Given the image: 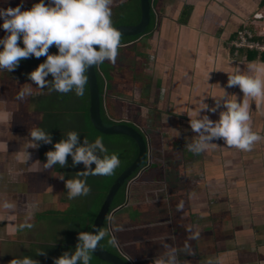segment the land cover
Here are the masks:
<instances>
[{"label": "crops", "instance_id": "1", "mask_svg": "<svg viewBox=\"0 0 264 264\" xmlns=\"http://www.w3.org/2000/svg\"><path fill=\"white\" fill-rule=\"evenodd\" d=\"M261 1L150 0L153 22L149 30L122 43L127 50L118 54L114 65L105 61L111 67L108 94L114 103L112 117L107 118L115 124L130 122L147 142L146 166L137 180L144 173L152 176L153 170L161 171V184L136 180L134 185L149 186L145 190L150 193L172 192L147 202L149 207L170 210L162 234L153 238L147 231L131 238L143 239L136 244L137 248L145 244L146 257L162 254L164 249L159 246L165 241L178 249L185 243L191 246L195 254L181 251L182 264H207L208 260L213 264H264V140L249 152L230 148L223 140L212 141L215 144L200 155L186 147L196 135L189 117L203 107L202 100L213 106L212 97L221 95V88L235 94L238 102L243 99L239 87H226L225 72L264 61L261 53L247 59L246 53L233 55L227 46L235 31L259 11ZM0 101L6 102L1 97ZM250 104L253 130L264 136V103ZM222 110L202 111L201 115L215 121ZM8 125L2 129L0 123V135L5 138L0 137V173L8 168V153L2 151L10 142ZM24 166L18 167L21 176ZM32 166L28 165L27 172ZM2 179L8 185L4 175ZM187 226L199 231L200 238L188 240ZM145 264H151L149 259Z\"/></svg>", "mask_w": 264, "mask_h": 264}, {"label": "clouds", "instance_id": "2", "mask_svg": "<svg viewBox=\"0 0 264 264\" xmlns=\"http://www.w3.org/2000/svg\"><path fill=\"white\" fill-rule=\"evenodd\" d=\"M112 3L113 0H50L49 4H45L44 0H39L28 10H21L22 4L0 9V19L3 21L0 28L7 33L0 38V71H14L23 59L45 57L43 63L27 74L28 79L36 85L35 88L41 92L47 89L49 94L74 91L77 97H83L88 84V69L105 61L114 65L119 49L124 46L121 32L113 26ZM20 42L23 47L19 46ZM52 46L58 50L57 54L49 53ZM225 73L226 87H239L243 99L238 102L235 94L230 95L220 87L223 92L212 97L213 106L209 107L201 101L203 107L189 117V126L196 135L189 139L186 147L195 155L207 151L209 146L215 144L212 142L214 140H223L224 145L244 152L252 151L257 143L264 140V136L253 130L250 114V101L257 105L264 103V61H251L246 68L235 66L230 73ZM49 75L51 80L47 79ZM27 85L16 96L21 103L32 95L33 87ZM229 96L232 98L229 99ZM221 107L224 110L219 111V118L215 121L208 115H201L202 111L216 113ZM79 136L77 132L69 131L66 138L53 144L50 133L38 126L30 127L28 132V148H38L41 143L52 144L53 150L45 153L46 161L41 170L54 169L57 165L64 168L69 156L73 167L83 164L84 171L77 172L74 178L65 180L63 173L55 176L64 182L70 200L91 193L86 179L80 177L111 176L121 163L117 154L108 153L101 137L91 142L84 138L81 143ZM30 160L31 153L25 150L22 163L28 164ZM11 207L10 203H4V208ZM107 220L111 224L114 214H109ZM21 227L31 228L32 225ZM93 229L91 232H79L74 251L63 252L54 259V264H90L91 254L106 237L108 245L119 247L115 235L108 229L95 226ZM185 230L189 233L188 240L200 238V232L191 226ZM161 246L163 253L155 256L151 264H182L179 259L181 251L187 255L195 254L188 243L184 244L183 249L167 243ZM36 255L44 256L46 253L38 251ZM9 264H39V261L23 256L11 259ZM207 264H213V261L208 260Z\"/></svg>", "mask_w": 264, "mask_h": 264}, {"label": "rangeland", "instance_id": "3", "mask_svg": "<svg viewBox=\"0 0 264 264\" xmlns=\"http://www.w3.org/2000/svg\"><path fill=\"white\" fill-rule=\"evenodd\" d=\"M126 1L127 0H113L111 9L113 6ZM37 2H39V0H0V9L8 7L14 8L22 4L21 10H28ZM44 3L49 4L50 0H44ZM132 3L133 1H130V5ZM128 13L126 14L129 17ZM124 17H126V15ZM249 21H251L250 17L248 18V22ZM2 23L3 21L0 19V24ZM252 26L253 25L250 23H247V28L252 29ZM259 30L260 25H257L256 31ZM6 35L7 33L3 28H0V38H3ZM126 50V48L121 47L119 53L122 54ZM123 59L124 57L120 60ZM110 69V65L105 62L97 66V70L99 71L101 78H103L102 80L106 83L105 87L107 93L103 96L102 104L104 106V111L107 113V117H112L111 110L114 106V103L108 94L110 87L108 85L109 76L107 73ZM27 84L32 85V92H41L35 88L36 85L29 80L28 77L21 81H15L13 78L9 77L8 73L0 71V97L7 102L4 101L5 103H3V101H0V123L2 129H5L6 124L8 123V133H10L7 140L10 141L7 142V151L5 150V147L2 148V151L5 150L4 152L8 153V159L6 162L8 163V168L5 171L2 170L3 173H0V264H9L11 259L21 255L22 252L30 251V249L34 248L36 244L42 243L45 240L49 241L52 239L51 236L53 234L60 232L57 227H51L53 219L49 217L43 218L38 221L39 223L37 224L35 215L38 212L41 213L55 209H62L66 206L67 202L66 196L56 194L57 188L53 178L52 169L41 170L43 165L39 163L36 148H28V132L31 127L27 123L28 115L31 114L28 97L23 103L16 99L18 92L23 88H26L28 86ZM69 102H74V100L70 99ZM5 104L7 107H5ZM10 129L13 132L15 131V135L11 133ZM11 134L13 137L10 138ZM0 137L5 139L3 133ZM25 150L31 153V160L28 164L22 163ZM0 156L3 155L0 154ZM2 163H5L3 159ZM32 164L31 171L27 172V168L31 167ZM19 165H25V174L22 176L20 174L22 171H20V169L18 170ZM0 167L2 168V165ZM153 172L154 174H152V176L148 173H144L137 182L143 184L149 183L151 185L161 184V171L153 170ZM3 175L5 176V182L8 183V185L1 182V180L3 181ZM17 180L20 182L19 186L14 184ZM134 183L135 182L132 181L127 184L125 203L123 206L110 213L114 214V220L111 224L108 222L107 228L111 234L115 235L119 244V247H116V249L122 257H124L130 264H145L146 259H149V262H151L153 257H146L147 254L144 243V245L142 244L137 248L138 244L136 243L140 241L142 242L143 239H134L135 244L133 246L134 241L131 240V238L135 233H141V235H143L147 231L153 238L162 234L163 227H167V218L169 217L167 211L169 208L149 207L147 202H149V200H156V198L164 199L163 197L172 192L165 193L154 190L153 192L155 193H150L149 190L148 192L145 190L148 189L149 186H143L142 188V186L137 187ZM49 187H51L52 191ZM5 202L10 203L12 207L10 209L4 208ZM131 209L132 211L129 213ZM136 213H138V215ZM132 217L138 219L139 225L136 226L135 223H132L131 219H134ZM25 224H31L32 227L22 228L21 225ZM148 227L149 229H147ZM172 227H176V224H173ZM117 229L121 230L118 231ZM162 243H165V241L161 242V245ZM159 247L163 249L162 246Z\"/></svg>", "mask_w": 264, "mask_h": 264}, {"label": "trees", "instance_id": "4", "mask_svg": "<svg viewBox=\"0 0 264 264\" xmlns=\"http://www.w3.org/2000/svg\"><path fill=\"white\" fill-rule=\"evenodd\" d=\"M130 1L133 3L130 5ZM260 6L264 4V0L260 2ZM112 21L113 26L118 24H130L133 25L138 22L140 17V6L139 0H127L126 2L120 3L112 7ZM129 11V13H128ZM129 14V17L127 14ZM126 15V17H124ZM124 18V19H123ZM153 22L152 11H149V24L146 27L144 33L149 30ZM142 34V33H141ZM134 36H121V43H126L139 35ZM20 47H23L22 42L19 43ZM58 50L55 46L49 49L50 54H57ZM246 58L249 59L256 52L246 51ZM264 52L261 53L260 58H263ZM263 54V55H262ZM45 57L39 59L31 57L20 61L19 66L12 72L4 71L8 73L9 77L15 81H21L27 78V74L34 70L40 63H43ZM96 80L100 93V114L103 124L107 127L115 125L110 119L107 118L104 107H103V96L107 93L105 87V81L102 80L97 66H95ZM47 79L51 80L52 77L49 75ZM104 81V82H103ZM104 83V84H103ZM74 102H69V100ZM28 103L31 114L28 115L27 123L32 126H38L45 131H48L51 135L53 144L59 142L61 139L66 138V133L69 131H75L80 136V142L83 143L84 138H87L90 142L94 141L95 138L101 137L105 147L108 149V153H115L120 159V166L115 170L111 176H88L86 179L88 186L91 188V193L87 196H80L74 199H68L67 189L64 186V182L55 177L58 173H63L65 180L71 179L77 176V172L84 171L83 164H78L75 167L72 166V159L69 156L67 158V166L60 168L57 165L53 172V178L56 183V194L67 197L66 206L62 209H55L46 212H38L35 217L37 224L43 218L53 219L51 227H57L60 232L53 234L52 239L45 240L42 243L36 244V246L30 251H24L18 257L28 256L37 261L39 264H54V259L58 258L65 251H74L76 244L78 243L77 235L79 232H89L93 222L99 212V209L104 201L106 193L119 177V175L129 167L136 159L138 149L136 144L127 137L123 136H105L99 134L92 127L89 120V95L88 86L85 88V95L83 97H77L75 92H69L67 94H60L57 92L48 93L47 89L42 92L35 93L28 97ZM123 125V124H122ZM53 150L52 144H42L36 148V153L40 164L46 161L45 153ZM146 163L142 165L144 170ZM94 168L95 165L93 164ZM137 173V172H136ZM135 173V174H136ZM133 175L128 181L134 178ZM127 181V182H128ZM120 188L116 194L112 206L109 210V214L115 209L124 205L126 200V184ZM43 223V222H42ZM108 220L104 221L101 229L107 228ZM48 239V238H47ZM104 251L118 256L123 259L126 264H130L124 257H122L116 247H112L107 244V237L100 241L99 245ZM38 251H44L46 255L38 256ZM92 256V254H91ZM90 264H106L99 261L92 256Z\"/></svg>", "mask_w": 264, "mask_h": 264}, {"label": "water", "instance_id": "5", "mask_svg": "<svg viewBox=\"0 0 264 264\" xmlns=\"http://www.w3.org/2000/svg\"><path fill=\"white\" fill-rule=\"evenodd\" d=\"M140 6V17L137 23L130 24H118L114 25L118 31L121 32L122 36H134L143 34L146 27L149 24V11L151 10L150 0H139ZM88 76V95H89V120L94 128L101 135L105 136H123L132 140L138 149V154L133 163L127 167L119 177L114 181L99 209V212L93 222V225L89 232L94 231L93 226L96 228L102 227L104 221L107 218L109 210L112 206L113 200L120 190V188L136 173L140 170L142 165L147 159V144L144 137L135 129L124 126V125H112L105 126L101 120L100 114V93L96 80L95 67H90L87 71ZM92 256L101 262L106 264H126L122 258L110 254L104 251L100 246L92 253Z\"/></svg>", "mask_w": 264, "mask_h": 264}, {"label": "built area", "instance_id": "6", "mask_svg": "<svg viewBox=\"0 0 264 264\" xmlns=\"http://www.w3.org/2000/svg\"><path fill=\"white\" fill-rule=\"evenodd\" d=\"M247 23L254 27L252 26V29L247 28ZM247 23L237 29L233 38L228 42L227 46L233 55H237L240 52L245 53L246 51L264 52V4L259 11L252 14L251 21ZM255 24L260 25L259 31H256L257 25Z\"/></svg>", "mask_w": 264, "mask_h": 264}, {"label": "flooded vegetation", "instance_id": "7", "mask_svg": "<svg viewBox=\"0 0 264 264\" xmlns=\"http://www.w3.org/2000/svg\"><path fill=\"white\" fill-rule=\"evenodd\" d=\"M137 38V37H136ZM136 38H134V39H136ZM133 39V40H134ZM130 41H132V40H130ZM124 125V126H127V127H130V128H133V129H135L136 131H138L139 132V130L138 129H136V128H134V126L130 123V122H122V123H117V125ZM140 134H141V132H139ZM142 136H143V134H141ZM144 137V136H143ZM144 139H145V137H144ZM146 141V140H145ZM147 143V142H146ZM147 156H148V151H147ZM143 171V169H142V167L140 168V170L135 174L136 176L134 177V178H132L130 181H128L127 182V184L129 183V182H135L139 177H140V172H142ZM127 184H126V186H127ZM135 184V183H134Z\"/></svg>", "mask_w": 264, "mask_h": 264}]
</instances>
